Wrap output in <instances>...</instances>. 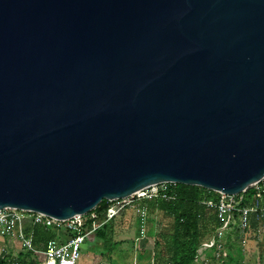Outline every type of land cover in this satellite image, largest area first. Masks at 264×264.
Returning a JSON list of instances; mask_svg holds the SVG:
<instances>
[{
	"label": "water",
	"instance_id": "water-1",
	"mask_svg": "<svg viewBox=\"0 0 264 264\" xmlns=\"http://www.w3.org/2000/svg\"><path fill=\"white\" fill-rule=\"evenodd\" d=\"M263 180L264 0H0V212Z\"/></svg>",
	"mask_w": 264,
	"mask_h": 264
},
{
	"label": "built area",
	"instance_id": "built-area-1",
	"mask_svg": "<svg viewBox=\"0 0 264 264\" xmlns=\"http://www.w3.org/2000/svg\"><path fill=\"white\" fill-rule=\"evenodd\" d=\"M171 184H162L143 190L130 198L108 202L109 208L104 222H96L97 214L89 213L73 219L60 221L34 212L8 209L0 212V234L22 243L25 252L33 254L41 264H79L82 258V248L86 241L94 238L96 232L104 225L115 221L122 212L134 207L138 202L172 201L175 198L169 195ZM251 192V193H249ZM204 207L213 210L220 223L219 228L209 234L198 251L196 263L205 260L207 252H212L215 260L229 259L224 240L230 232H235L243 243L249 239L250 218H256L260 224L257 233L261 236L264 248V180L256 184L250 191L228 197L219 194L218 201H203ZM148 211L143 209L139 213L140 238H147ZM92 224V226H91ZM42 226L57 232V238L50 241L45 250L38 251L32 247V236L27 232L29 226ZM205 254V258L203 259Z\"/></svg>",
	"mask_w": 264,
	"mask_h": 264
},
{
	"label": "trees",
	"instance_id": "trees-1",
	"mask_svg": "<svg viewBox=\"0 0 264 264\" xmlns=\"http://www.w3.org/2000/svg\"><path fill=\"white\" fill-rule=\"evenodd\" d=\"M169 195L173 196L175 200L145 202L150 227L159 216L163 221L169 220L173 227V233L169 238L162 237V239H166V244L162 242L161 237H156V246L161 249L160 253L155 255L156 264H197L198 251L205 238L220 226L216 213L201 203L208 200L218 201L219 194L199 187L170 185ZM108 208L109 203L104 201L95 211L91 212V214H97L96 222H104ZM114 223L115 221L110 222L99 229L94 236V242L86 241L92 245L101 242L103 251L109 258L120 246L115 242ZM151 231H149L147 241L153 237ZM27 232L32 236V247L38 251L45 250L47 244L57 238L55 230L42 226H29ZM147 243L149 244V242ZM230 249L231 247H229ZM145 250L141 251L142 256L145 255ZM230 259H232L231 256L227 261ZM241 262V258H238L235 264H241ZM0 264H41V262L33 254L23 251L17 257H13V255L1 256Z\"/></svg>",
	"mask_w": 264,
	"mask_h": 264
},
{
	"label": "rangeland",
	"instance_id": "rangeland-1",
	"mask_svg": "<svg viewBox=\"0 0 264 264\" xmlns=\"http://www.w3.org/2000/svg\"><path fill=\"white\" fill-rule=\"evenodd\" d=\"M146 205L138 202L134 207L122 212L115 220V242L119 243L120 246L110 258L103 251L101 242H97L95 245L86 243L83 245L82 258L79 264H156L155 255L161 251L156 246V237L169 238L173 233V227L169 220L163 221L159 216L152 227L148 224L146 228L147 237L152 228L153 237H151V240H139L141 226L139 213L141 210L146 209ZM259 225L256 218H250V233L246 245H243L240 236L234 232L226 235L224 244L229 256L232 258L230 261L225 259L217 262L213 257V253L207 252V263H202L206 262L205 259L198 264H235L238 258H241V264H264L263 243L261 236L257 233ZM162 242L166 244V239H162ZM229 247H231L230 250ZM144 249H146V253L142 256L141 251ZM23 251L21 242L0 234V257L3 255L17 257Z\"/></svg>",
	"mask_w": 264,
	"mask_h": 264
}]
</instances>
